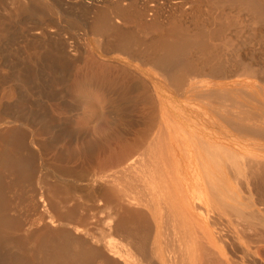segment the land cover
<instances>
[{"label": "bare ground", "instance_id": "6f19581e", "mask_svg": "<svg viewBox=\"0 0 264 264\" xmlns=\"http://www.w3.org/2000/svg\"><path fill=\"white\" fill-rule=\"evenodd\" d=\"M49 1H51V0H49ZM61 1L62 0H52V2H51V3H53L52 6L60 5ZM72 1L76 2L77 0H72ZM80 1L81 0H79L78 3ZM82 1H84V0H82ZM85 1H86V3L87 2L90 3L89 0H85ZM97 1H100L102 6H100L101 8L99 7V9H98V7H96L97 3L95 4V7H96L95 9L96 10L98 9V11L96 12L95 17L92 16L93 19H91L92 21L90 20L91 23H88L89 24L88 25L89 30L92 32L94 37L99 36V38L96 40L97 41V47L100 48V50H102V52H104L105 54L106 53L109 54L110 52H113V51L114 52L118 51L122 54H126V55H129L130 57L135 58L136 60H134V61H137V59H138V61H142V63L144 65L152 66L153 68L158 70V72L162 73L163 76L165 75L164 78H167L169 80L168 82H170L171 85L174 88H176L177 90H183V88L185 86L190 87L192 89L204 87V83H200V84H198V82L191 83L190 82L191 78L190 79L188 78L189 77L188 75H191V74H200V76H201V74H203V76H204V74H208V75L214 74V75H219V76L228 75L227 73H228L229 67L226 65V58L229 56L228 53H230V52L227 53L228 56L224 55L225 54L224 49L226 47L224 45L225 42L223 43V41L227 40V38L225 39V37L227 36V35L225 36V34H227L226 31L229 27L226 28V26H230V25H231L230 27H232V31H233L232 34L234 35L232 38H230V41H231V39L235 40V36L236 37L239 36L241 38V42H240L241 48H239V44H237L238 45L237 48H239V50L242 49V51H243L242 57L239 56L240 54L238 55L236 52V55L241 57V59L238 58V59H240L241 62H239L238 60L234 61L235 49H233L234 51H232V52H234V55H233L234 59L230 56L229 59H231L232 61L230 60L231 61L230 62V61H228L229 59L227 60L230 63V65L232 62L235 63L238 61V63H240L239 68L241 70H239L238 66H236V65H238L237 63H235V64L233 63L235 65V67H233V69L237 67L236 69L238 70V72H235V74H237V75L239 74V76H241L240 73L243 70L242 76H244V75L246 76L247 75L246 73H249L247 76L251 75V77H253L252 74H254L256 72V69L254 66H256V68H257V64H258L257 63L256 65H254L255 59H256V61H257V59L258 60L260 59V62L258 61L260 64V65L258 64V66H260V67H258V68H259L260 73L264 76V0H193V1L191 0L190 2L187 1L190 5V8L192 7L191 10H194V13L196 12L195 14L200 13L199 15H201V11L199 13H198V11L201 10L200 9L201 7H203L202 8L203 9L202 14L205 15V16H203L204 18H202L200 21H197L196 19L193 21L194 26H192V29L191 28L189 29L188 28L189 26L186 25V23H184L182 20L179 19V18H181L178 14L179 12L177 13L178 16H176V17H175V13H174L175 18H171L172 16L170 17V14H169L168 15L169 18L167 16L166 17L163 16L162 19H160L161 18L160 15L162 14V10H167V8L169 9V7L171 6V5H169V3H166V7H167L166 8V7H162L159 5H148V3H146V4H145V2L141 3L138 0H127L125 3L123 2V0H97ZM179 2H182V1L180 0V1H178V3ZM91 3H93V2H91ZM1 4H3V2ZM10 4H12V7H11L12 11L9 13V16H11V17H8V18L10 19L13 17L12 20H14V18L18 19L19 16L20 17L22 16L21 14H23V16L25 14H28L30 17L34 16V18H35V16H38L39 18L40 17L46 18L47 15H50V13L52 11H54V10H51L52 6L47 5L45 3V0H10ZM7 5H9V4H6V6ZM83 5L84 4H82L81 6H83ZM151 6H153L154 8ZM182 6H183V4H182ZM176 7H179V6L177 5ZM11 8L9 6V9H11ZM58 8H59V6H58ZM78 8H79V6H78ZM90 8H92V6H90L88 9L90 10ZM93 9H94V5H93ZM170 9H174V8L170 7ZM228 9L232 10L233 12L232 13H231V11L229 12ZM157 10L158 11L161 10V13H158ZM215 10L217 13H220V14H218V15L216 14V17L214 19L217 22L215 21V24H213L214 21L213 20L211 21V18H210L213 16H211L210 13L212 11L215 12ZM226 10L228 13H230V15H228V13L225 12ZM3 11H1V12H3ZM150 11H152V16L154 14L155 17L154 16L150 17L149 18L150 20H148V18L146 19V17L149 16L151 13L149 15H146V14H147V12H150ZM237 11H239V13L241 14V22H240L241 25L239 23L240 27L237 23V22H239L240 18L237 17V19H239V20L236 19V16L238 15ZM190 12H188V13H190ZM192 12H191V14H192ZM1 14H3V13H1ZM113 14H114V16H113ZM185 14H186V12H185ZM185 14L180 13V15H183V17L187 15V14L186 15ZM191 14H188V15L191 16ZM158 15H159V17H158ZM171 15H173V14H171ZM199 15H195V16L197 17ZM4 16H6V15L4 14ZM23 16H22V18H23ZM25 17L27 18L26 15H25ZM177 17H179V18H177ZM201 17H197V19L198 18L200 19ZM8 18H3V19L4 20L6 19L5 20V22H6ZM26 18H25V20H26ZM184 18H187V17H184ZM191 19H192V17H191ZM4 20H2V22ZM9 21H11V20H9ZM42 21H43V19H42ZM87 21H89V20L87 19ZM187 21H189V20H187ZM195 21H197V22H195ZM35 22H37V21H35ZM128 22L136 23V25H138V27H139V31L142 32V34L147 33L148 37H147V34L145 35V37L140 36V35L139 36L136 35V34H140V33H138L139 31L134 33V31L129 30V28H127L128 30H126V28L124 29V27H122V26H125ZM25 23H24V25H26V24L29 25V23H26V24ZM44 23H46V22L44 21ZM123 23H125V24L123 25ZM0 24L2 25L1 22H0ZM7 24H10V22ZM31 24H33V27ZM31 24H30V26L32 28H30V27L27 28L28 26L22 27V28H24V27L26 28V29L24 28V30H25L24 33L21 32V33H23V41L33 42V44L31 43V45H33V49H34V46H36V45L38 46L40 44L42 45V47L44 49H46L45 51L38 53L40 55H37V52H38L37 51L36 54H34V56H37L36 58H39L38 56L44 55L46 57L41 58V60H44L48 56H49V59L52 58L54 60V57H52V55L53 56L56 55V59H58V62L62 63L65 60V58H64V60L62 58V53H61L62 50L56 51L55 49L57 48L58 45L55 48V46L53 47L51 45L52 43L50 44V42L47 41V39L55 37L58 34L57 33L55 35L49 34L50 29L48 28V26H44L43 24H39V23H38L39 25H37V24L35 25L34 23H31ZM19 25L21 26V24H19ZM75 25H76V23H75ZM134 26H135V24H134ZM236 26L238 28H240V34L241 35L235 34ZM79 27H81V26H79ZM135 27L132 29H135ZM193 27L195 29H193ZM22 28L20 27V29H22ZM230 30H231V28H230ZM5 31H6V27H5ZM19 31L17 33H19ZM150 32H153L154 34L157 33V34L151 35L152 33L150 34ZM149 34H150V36H149ZM6 35H7V33H6ZM142 37L146 38V40L142 39ZM211 38H213L212 40L217 39V42H218V40L219 41L222 39H225V40L221 41L223 43V44L220 43L221 45H219V44L216 45V41L214 40L215 43H214V45H212V44H209L207 42V40H209ZM67 41H65V42L67 43ZM230 41H228V43ZM34 42L37 44L34 45ZM60 42H62V41H60ZM20 44H19V47L21 46ZM62 44H63V42H62ZM31 45H30V47H31ZM60 47L62 49L61 45H60ZM28 48L29 47H27V49L25 48L27 50V52H28V50H30V48L29 49ZM58 48H59V46H58ZM76 48H78V47H76ZM19 49L21 50V47ZM35 49H37V48H35ZM75 49H73V50H75ZM38 50L41 51L40 49H38ZM77 50H79V49H77ZM11 51H13V50H11ZM30 51H32V50H30ZM242 51H240V52H242ZM0 52H1V50H0ZM31 53L32 52H30L29 54L31 56H33V54H31ZM13 54H14V52H13ZM14 55H16V54H14ZM14 55H13V57H14ZM30 55H28L29 56L28 58L31 57ZM0 56H2V55L0 54ZM238 56H236V57H238ZM61 58H62V60H61ZM66 58H67V56H66ZM74 58H75V56H74ZM56 59H55V61H56ZM67 59H69V58H67ZM46 60H48V59H46ZM27 61H29V59ZM50 61L48 60V62H50ZM11 62H12V60H11ZM53 62L54 61L50 62L49 65L52 66L51 63H53ZM65 62H66V60H65ZM5 63H4V65H6ZM26 63H23V64H26ZM142 63H141V65H142ZM0 64H2V63H0ZM59 66H60V64H59ZM61 67H66V66H61ZM13 68L16 69L17 67L13 66ZM15 69H13V70H15ZM230 69H229V71H230ZM234 71H235V69L232 71V73ZM8 72H10V71H8ZM25 72H27V69ZM12 73H13V71H12ZM20 74L21 73H19V75ZM162 74H161V76H162ZM235 74H232V76L233 75L235 76ZM255 74H256V76H255L256 78L260 77L257 75V73H255ZM24 75H25V73H24ZM134 75H135V73H134ZM20 78L25 79V78H23V75ZM22 79H20V80H22ZM247 79L243 80V85L245 87L252 85V87H253V83L251 82L252 80L248 81ZM260 79L261 78H258V80H260ZM27 80L28 79H25L26 82H27ZM5 81H7V80H5ZM17 82H20V81H18V79H17ZM22 82H24V80H22ZM26 82L24 85H26ZM261 82H263V81H261ZM3 83H4V81H3ZM28 84L29 83H27V85ZM256 84H258V83H256ZM263 84H264V82H263ZM134 85H136V84H134ZM139 85H136V86L139 88ZM243 85H242V87H243ZM248 88H250V87H248ZM259 89H260L261 93L264 94V91H263L264 89L262 87H259ZM251 90H249V91H251ZM233 91H235V90H233ZM256 92H258V91H256ZM123 93H124V91H123ZM123 93H122V95L121 94L120 95L123 96ZM142 93H143V91H142ZM144 93H146V92H144ZM238 93L239 92H237V94ZM240 93H243L244 96L246 94L243 91H240ZM57 94L58 93H56V95ZM181 94H182V92H181ZM204 94L205 93H202V95H199V96H202L201 98H203ZM251 94L253 95V98H254L255 95L252 92H251ZM249 96H251V95H249ZM58 97H59V95H58ZM222 97H226V96H222ZM246 97H248L247 94H246ZM258 97H260V96H258ZM263 97H264V95H263ZM5 98H7L9 100V98L6 95L4 96V99ZM60 98H62V97H60ZM250 98H249V101H252L253 99L250 100ZM256 98H257V96H256ZM10 99H11V97H10ZM242 99H244V98H242ZM259 99H262V97ZM8 100H6V101H8ZM116 100L118 101L119 99H116ZM152 100H151V102H152ZM245 100H246V98H245ZM260 101H262V100H260ZM119 102H120V100H119ZM238 102L240 103V101H237V103ZM262 102H264V101H262ZM116 103H118V102H116ZM244 103H246V102H244ZM208 104H210V103H208ZM13 105H15V104H13ZM9 106L10 105H8V102H6L4 104L3 97L0 94V264H96L99 260H101L103 264H180L181 262H183V264H258L259 263L257 256L254 254V252H252V250H250L252 247L249 248L251 245L250 244L251 241H249V243H247L248 241L246 242L244 237H243V233L247 234L246 231H243L245 229L244 228L245 223L247 224V222H244L245 221L244 218H248V217L250 218V216H248V217L244 216L243 217V213L245 211L243 212L240 208H239V210H240L239 211L237 208H238V206L240 207L242 205H244V207L246 206V208L247 207L250 208L252 205L255 206L254 202L256 199L254 201H253V199L256 196L254 198L252 197L253 195L251 196V194L254 193V190H251V191L247 190L249 194H246V195L243 193V184H244L243 179L245 178V182H246L245 184L248 185V184L253 183V185H254L253 189L256 188V190L258 189V191H260L259 188H257V186H259V185H257V183H255V182H258V178L262 174L261 172L264 171V169H263L264 164H262V163L260 164L262 167L256 166L258 168L255 169V165L259 164L258 159L260 157L257 159V157L252 153V156L247 157V159H246L245 157H243V155H240V153H239V155L238 154H235L236 156L234 155L235 159L233 157L232 158L227 157L224 160H221V158H220V160H218V159H213L210 156L207 157V156L202 155L203 158L199 157L198 160H200V161L198 163L200 164L201 168H204V171L200 172V173L195 172L193 176H190L189 175L190 173L185 171L187 168L181 169L183 164L180 162V160H182L183 158H180V157H181V155H186L185 152H187V150H184L181 147V146H184V144H186L185 141H181V140L178 141V146L176 144L174 146L170 145V147L171 146H173V147L177 146L178 149L182 148L184 150V154L178 155L180 157H176L174 154L172 156L169 154L167 155L166 151H164L165 147H163V145H165L164 144L165 141H164V143L162 145V147L164 148L162 150L165 152L164 154L161 155L158 153L156 155V153L154 154V152H153L150 156L147 157L146 152H145L146 158H142L145 156L141 154L142 152L140 149L142 148V151H144V147H142V146H146V148L148 146L140 144V141L138 139L140 137H142V135H141L140 137L137 136L138 137L137 140H138L139 145L141 147L138 152L139 153L141 152L140 154L142 155V157L141 156L140 157L142 158L143 161H140L141 158H139L140 160L138 159L139 161H137V160L134 161L131 159L130 162L128 161L129 163L127 162L126 167H124V168L122 167L124 169V172H126L127 171L126 169H129V168L132 169L134 167V165H136V163H139V172H137V173L140 174V176H138L140 179L135 177L136 179L139 180V182L138 181L135 182L133 179L132 180L135 183H137V182L138 183H140V182L144 183L145 187L142 190H141L140 186L137 187L138 189L140 187L139 193L136 194L137 196H134V192L132 195V193L129 194V191H124L126 189V187L122 188L124 190L121 189V187L123 185L122 184L120 185L119 181H121V177H122L121 175H123V174L120 171H118L119 169L117 171L120 172L121 174L120 173L119 174L116 173V174H117V176H119V175L121 176V177H119L120 180L119 179L117 180V178H115L117 176L113 175V176H115L113 178H115L117 180V181L115 180V182H118V184H116L114 186L112 185L114 183V180L111 179V177L108 175L111 173L110 172L107 174L106 178L110 177L111 183L108 184L107 183L108 179H107V181H105L102 176H100L96 180L90 179L91 178L90 177L89 178L90 180L87 181L88 183L85 184V185L88 184L87 188L82 189V188H80L81 186L77 183V181L79 180V177H77V176H79L80 173H77V176H71V175L66 174L65 173L66 171L63 169L57 170V169L50 168L47 166L45 159L42 157V155L44 153V152L42 153V148H43L42 146H44V145H43V142L41 143L39 140H37L38 138L37 139L35 138V137H37L36 133L31 132L32 135L29 136L30 139L27 140L25 138L26 133H24L19 128L20 126L19 127L11 126L15 123L17 117L15 118L13 115L11 116L8 112L7 113L9 115H6V113L4 111H8ZM231 106H233V105L231 104ZM263 106H262V108H264ZM240 107H242V105ZM155 108L156 107H154V109ZM6 109H8V110H6ZM219 109H220V107H219ZM250 109H251V107H250ZM257 110H260V108ZM206 111L208 112V110H206ZM241 111L239 110V112H241ZM248 111H250V110H248ZM154 113H151V114H154ZM254 113H253V115H255ZM258 113H260V112H258ZM155 114L153 116H155ZM248 114H250V113L248 112ZM115 115L120 116L121 114L120 115L115 114ZM250 115L252 116V114H250ZM153 116L151 115L150 117H153ZM210 116H212V115H210ZM218 116H220V115H218ZM245 116H247V115H245ZM251 116H250V118H252ZM259 116H258V118H259ZM46 117H48V116H46ZM112 117H113V115H112ZM125 117L126 116L124 115V118ZM248 117L249 116H247L246 118L248 119ZM260 117H262V116H260ZM239 118H241V117H239ZM120 119H123V118L120 117ZM216 119H218V117ZM45 120H46V118H45ZM147 120H148V118H147ZM153 120H154V123H156L155 120H157V119H153ZM233 120H234V118H233ZM237 120H235V122ZM140 121H141V119H140ZM149 121H150V119H149ZM214 121H216V120H214ZM214 121H212V122H214ZM253 121H255V120H253ZM43 122H44V120H43ZM122 122H124V121H122ZM224 122H225V120H224ZM19 123H22V122H19ZM24 123H26V122L24 121ZM126 123L128 124V122H126ZM141 123L143 124L142 121H141ZM146 123H148V122H146ZM219 123H220V121H219ZM225 123H227V125H228L229 121H227ZM230 123H231V121H230ZM240 123H242V122H240ZM151 124H153V123H151ZM235 124H239V123H235ZM235 124H233V127L232 126L231 127L232 128L235 127V129L239 128L238 131L236 129L237 132H240L239 135L248 132L251 134H257L256 136L259 135L260 137H262V139L264 138V129H263L264 127L258 128V127H252L250 125L247 127V126H241L242 124L239 126H237V125L234 126ZM43 125H44V123H43ZM146 125H147V129H149V130L155 126V125H152V127L148 128V125L149 126H151V125L149 123ZM172 125H173V127H171L169 125L171 128L169 127L168 129H167V127H165V133L162 134L163 135L162 140L163 139L165 140L167 138V139H172V141H176V140H178V138H180L179 136H188L189 135V134H185L186 132H184L178 124L173 123ZM183 125H184V123H183ZM221 126H223L224 130L228 129V128H225L224 125H221ZM144 127H145V125H144ZM183 127H185V125ZM190 127H192V125ZM139 128H140V126H139ZM139 128H137V130ZM155 128L157 129V127H155ZM143 129L145 130V128H143ZM147 129L145 131H147ZM207 129H208V127H207ZM149 130L147 131L148 134L152 133V132H149ZM208 130H210V129H208ZM220 130H221V127H220ZM151 131H153V130H151ZM162 131H164V129ZM133 132L135 133V131H133ZM147 132H144V133L146 134ZM191 132H193V131H191ZM144 133H142L143 136L147 137L148 134L145 135ZM34 134H36V135H34ZM201 134H203V133H201ZM126 135L128 136V134H126ZM196 135H198V134H196ZM208 135H210V134H208ZM217 136H218V133H217ZM259 136H258V138H259ZM189 137H190V135H189ZM205 137H206V134H205ZM227 137H229V136H227ZM233 137L234 136H232V138ZM240 137L241 136H239V138ZM148 138L144 139V137H143V141L145 140L144 142H146V140ZM183 138L185 140L187 139L186 137H183ZM200 138H203V137H200ZM258 138H256V139H258ZM210 139H212V138H210ZM130 140L133 141L132 139H130ZM134 140L136 141L135 138H134ZM199 140H201V139H199ZM237 140H236V142H237ZM141 141H142V139H141ZM188 141H190V140H188ZM204 141H206V140H204ZM228 141H229V139H228ZM241 141H242V139H241ZM254 141L249 142V143H251V145L257 144ZM153 142H155V139L153 140ZM169 142H168V145H169ZM198 142H200V141H198ZM135 143H137V142H135ZM192 143H196V142L193 141ZM206 143H207V141H206ZM210 143H213V142L211 141ZM234 143H235V141H234ZM239 143H241V142H239ZM244 143H245V141H244ZM153 144L151 142L149 144V146L153 145ZM159 144H162V143H159ZM257 145H255V146H257ZM29 146L31 149L29 148ZM47 146H44V147H46V149H47L48 148ZM255 146H253V147H255ZM153 147H154V145H153ZM194 147L192 149L193 151H195L194 149L197 146L195 148ZM222 148H223V146H222ZM148 149L149 148H147L146 151H149ZM197 149H198V147H197ZM257 149L258 150H264V148L260 149L259 146H257ZM132 150H133V148H132ZM166 150H168V149H166ZM174 150H176V149L174 148ZM174 150H173V153H174ZM251 150L254 151L252 147H251ZM43 151H44V149H43ZM201 151H202V149H201ZM226 152H227V150H226ZM139 153H137L136 155L138 156ZM169 153H171V152H169ZM259 153L261 154L260 151L258 152V154ZM143 154H144V152H143ZM210 154H211V151H210ZM220 155H222V154H220ZM129 158H131V157H128L127 160ZM215 158H217V157H215ZM243 158L245 159V161H247L246 162L247 165H249L248 166V171H249L248 178L249 179L247 178V176H245L244 172L241 170V168L243 166L240 168V165H241V162L243 161L242 160ZM228 161H230L232 164V168L230 170H227V167H226V164L228 163ZM245 161H243V162H245ZM263 161H260V162H263ZM239 163H240V165H239ZM208 164L211 167H208ZM184 165H186V164L184 163ZM136 166H138V165H136ZM187 166H188V164H187ZM120 167H116V168H120ZM244 167H245V165H244ZM3 168L5 169V171L6 170L10 171L8 174L13 175V177H14L13 181L14 182L16 181L15 183H18L17 181L29 180L32 177H34V179H35L34 175L39 172V174H37V177H36V182L40 188L39 203L33 201V198L31 199L30 195H29V197L32 201V204L31 203L30 204L32 205L33 209H37L39 205L42 207V210L40 213V219H41L40 221L44 224L42 225V227L40 226L41 229L37 228L38 229L37 231L36 230H34V231L30 230L29 231L28 230L29 226H28V229H25L26 227L23 228L24 231L25 230L27 231V232L25 231L26 233L23 231L24 232V233H22L23 235H20V234L13 235L12 230L15 229L16 231L17 230L21 231L22 226L20 224L21 222L19 223V220L17 221V219L13 215L12 216L14 218L12 216H9V214H8L9 212H7V208H8L7 202H9V201H7L8 197L7 198L5 197V195L8 193L5 194V190H6L5 182L6 181H4L5 179L3 180V177L1 174L2 173L1 170H3ZM116 168H114V169H116ZM122 168L120 170H122ZM242 169H244V168H242ZM117 171H115V172H117ZM258 171H260V173ZM115 172H113L112 174H114ZM137 173H131V174L137 175ZM75 174L76 173H74L73 175H75ZM125 174L123 175L124 177H128V176H129L128 178L133 177L130 174V170H129L130 175L127 174L128 176L127 175L125 176ZM199 174H201L202 176L206 175L207 179H204V180L201 179ZM246 175H247V173H246ZM262 175H264V173ZM254 176H255L257 181L255 180ZM84 177H85V174H84ZM124 177H123V179H124ZM261 177L264 178L263 176H261ZM96 178H97V176H96ZM6 179H7V177H6ZM251 179H252V181H251ZM112 180H113V182H112ZM261 180L262 179H260V181ZM84 181H86V180L84 179ZM81 182H82V180H81ZM108 182H110V181H108ZM9 183H10V181H9ZM120 183H122V182H120ZM11 184H9V186ZM117 185H118V187L121 186L120 189L117 187ZM253 185L251 184L250 187L252 188ZM11 186H14V185H11ZM16 188H18V187L17 186L14 187V189H16ZM247 188L249 189V186ZM9 189H11V187ZM19 189H21L20 185H19ZM12 191H13V189H12ZM16 191H17V189H16ZM81 192L86 193V196H88V197H92L93 199H96V200H93L92 198H88V201L90 199H92L89 201V203H91L92 201L93 202L98 201V205L95 202V204L97 206L100 205L98 207L99 210L97 209L98 212L99 211L102 212V210H100V209H103V208L110 209V213L112 216L110 218L111 222L108 223V230H109V232H111V231L113 232V233L111 232V234H115L116 236L119 237V239L121 241L119 239H117V240H119L120 243L116 240L119 244L116 243L115 241H113V239H112V240L106 241L104 244V247L101 248V247H98L97 245L94 246L92 244H88L90 242L83 239L82 237H80L77 234V233L80 234L82 232L85 234H89V229L87 228V222H89V220H88L89 217L86 216L89 214L83 213L79 210V208L83 204V202H82V204L79 203L80 204L79 205V204H77L78 202L75 201V199L79 193H80L79 196H81V197L83 196L82 198H86V197H84L85 194L83 195ZM263 192H264V190H263ZM17 193H15L16 196H17ZM135 193H136V191H135ZM260 194L263 195V198H264V194H262L261 191L259 192L258 195H260ZM258 195H257V199H258V197H260ZM21 198H20V201L24 202L21 200ZM261 198H262V196H261ZM18 199H19V196H18ZM83 200H85L86 201L85 203H87L86 199H83ZM244 200L249 201V206L247 203H245ZM259 200H260L261 204H260ZM259 200L256 202H258V204L261 205L260 208H263L262 204L264 202H262V201H264V200H262V199H259ZM67 202H73L74 204L73 205L71 204L72 205L71 208H70V206L67 205L69 207V208H67L65 205ZM62 204L67 208V210L65 209V207H63ZM68 204H70V203H68ZM112 204H114V205H112ZM83 205H85V204H83ZM96 205H94V203H93V205L90 204V206L89 205L88 206L89 207L95 206L97 208ZM260 205H257V206H260ZM24 206H26V205H24ZM56 206H58V208H60V210H57V212L55 211L57 214H54L52 212V210H53V207L55 208ZM114 206L116 208L117 207L118 208L115 209ZM61 209H62V211H61ZM253 209H256V208H253ZM82 210H83V208H82ZM97 210H96V212L95 211L94 212L97 213ZM251 210L249 209V211H251ZM58 211H59V213H58ZM87 211H88V208H87ZM232 211L233 212L237 211L240 213L242 211L243 213L240 214V215H242V220H240L241 218L239 219L240 216L238 217V220H237V218L234 219L233 218L234 213L232 214ZM263 211H264V208H263ZM251 212H250V214H251ZM92 213H93V211H92ZM261 213H262V211H261ZM255 214L257 215L258 213L255 212ZM263 214L262 215L260 214V215L263 216ZM17 215H15V216H17ZM74 215L75 216L77 215L79 217L78 219L83 225L82 227L76 225V226H73L70 228V227H67V224L63 223L64 221L66 222V219L67 220L69 219L67 217L71 218V216H74ZM236 215H239V214H236ZM245 215H248V214H245ZM256 215L254 216L252 214V218L253 217L255 218ZM260 215L257 217H260ZM17 217L19 218V217H21V215L17 216ZM64 218H65V220H64ZM72 218H74V217H72ZM249 218H248V220H249ZM254 218H253V222L251 220L252 224H254V225H251V227L254 226V229H257V228H255V225L257 226L258 224L259 225L264 224V219L259 220L258 218H256V220L258 219L257 220L258 222H256L258 224H256V223H254ZM263 218H264V216H263ZM21 220H23V219H21ZM259 221L260 222L262 221V223H260ZM251 222H249V223L251 224ZM25 224H27V223H25ZM53 225L54 226L55 225H61V226L60 227H58V226L54 227ZM51 226H53L54 228H51ZM246 226L248 227L250 225L248 224ZM162 227L164 228V230H166V232H163L165 234H168L167 233V232H169L168 230L171 231V234H168L167 236L171 235L172 236V237L170 236L171 238H173V239L175 238L173 240L175 242H172L171 238L169 237L170 238L169 239L167 236L166 237L169 239V241L166 238V242H165V240H163L164 239L163 235H162L163 239H161V232L163 230ZM168 227H170V229ZM251 227H248L247 229L250 230V229H252ZM263 227L264 226L262 225V227H259V228L264 229ZM254 229L251 230L252 231L251 233L254 232L253 231ZM258 231H261V230H257V232ZM255 232H256V230H255ZM261 232H258V233L260 234ZM258 233H256V234H258ZM253 234H251V235L254 237V235H256V234H254V235ZM262 234H264V232ZM263 236H261V237H263ZM245 238H249L248 240H250V236L247 237V235H246ZM253 239H251V240H253ZM97 241L98 240H95V242H97ZM161 243H163V245L165 244V246H167L168 249L164 250V251L161 250L160 249ZM166 243H167V245H166ZM248 244H249V246H248ZM163 245H162V248H163ZM228 245L232 249H235L236 252H238V258H239L238 260L239 261L232 260L233 258L231 259L230 256L228 258L226 256V253L221 249V248H223V246L224 247L226 246L225 248H227ZM176 247H177V249L179 248L180 250L177 251ZM229 247H228V249H229ZM227 252H229V250ZM233 253L232 254L228 253V254L234 256ZM101 261H99L98 264H100Z\"/></svg>", "mask_w": 264, "mask_h": 264}, {"label": "rangeland", "instance_id": "374dc122", "mask_svg": "<svg viewBox=\"0 0 264 264\" xmlns=\"http://www.w3.org/2000/svg\"><path fill=\"white\" fill-rule=\"evenodd\" d=\"M78 1L79 0H77L76 2L72 1V0H62L61 1L62 5L59 3L60 5H54L55 6L54 7V6H52L53 3H51L52 0L51 1L45 0V3L47 5L52 6L51 10H54V11H52L50 13V15H47L46 18L45 17L44 18H42V17L39 18L38 16H35V18H34V16H32L33 17L32 18L28 14H25L27 16V18H28L27 19L25 17V15L23 16V14H21L23 16V18H22V16L21 17L19 16L20 18L18 17V19L14 18V20H12L13 17L10 18V19L8 18V17H11V16H9V13L12 11V8H11L12 4H10V0H0V14L3 13V14H1L2 16L0 15V17H1L0 18V22L2 23V25L0 24V32L1 31L3 32V33L1 32L2 34L0 33V50L2 52V53L0 52V54L2 55V56H0L1 57L0 58V63H2V64H0L1 65L0 66V69H1L0 70V82L2 83V84L0 83V87H1L0 88V94L3 97L4 104L6 102H8V105H10L9 108H8L9 110L6 109L8 111H4V112L6 113V115L10 114L11 116L13 115L15 118L17 117L16 121L14 123L15 125L12 123L13 125H11V126H14V127H16V126L19 127L20 126L19 128L24 133H26V135H25L26 137L25 138L27 140L30 139L29 136H31L32 133H36L37 135L34 134V135L37 136L35 138L36 139L38 138L37 140H39L41 143L43 142L44 146L48 145L47 149H46V147L42 146L43 147L42 148V153L44 152L42 157L45 159V162H46L48 167L54 168V169H57V170L63 169V170L66 171L65 172L66 174L71 175V176H77V173H80L79 176H77V177H79V180L77 181V183L81 187L79 185L78 186L80 188H82V189H86L87 188L88 184L87 185H85V184L88 183L87 181H89L90 179H95L96 180L100 176H102L105 181H107V179H108V181H110V182L107 181L108 184L111 183V179H113L114 183L112 185L114 186V185L118 184V182H115V180H116L115 178H117V180H118L119 177L122 176L121 177V181H119V184L120 185L122 184L123 186L122 187L121 186L118 187V185H117V187L119 189H120V187H121V189L123 187L124 188L126 187L127 190L126 189L125 190L122 189V190L129 191V194L132 193V195H133V192H134V196H137L136 194L139 193L140 187H141V190L145 187L144 183H141V182L138 183L139 182L138 179H140L138 177V176H140V174L137 173V172H139V163H136V165H138V166L134 165V167L132 169H130V168L126 169L128 172L127 171L124 172L123 168L127 166V162L128 161L130 162L131 159L134 160V161H136V160L139 161L140 160L139 158H141L142 155L145 156V152H146L147 157L150 156L153 152H154V154L156 153V155L158 153L162 155V154L165 153L164 151H166L167 155L169 154V155L172 156L174 154L176 157H180L178 155L184 154V150H187V152H185V154L187 156L186 155H181L180 158H183L184 160L182 159V160H180V162L183 164L181 169H184V168L186 169L187 168L185 171L190 173L189 174L190 176H193L195 172H199L200 173V172L204 171V168H201L200 164L198 163L200 161V160H198L199 157L203 158L202 155L207 156V157L210 156L213 159L220 160V158H221V160H224L227 157H229V158L233 157L234 158V155L235 154L239 155V153H240V155H243V157H245L247 159V157H251L252 153H253L257 157V159L260 157L258 159L259 160V164L255 165V169L260 167L261 163L264 164L263 163L264 162L263 161L264 160V154H263L264 150H258L257 149V146H259L260 149L264 148V138L262 139V137H260L259 135H258L259 136V138H258V136H256L257 134H251V133H248V132H246L247 134L243 133V134L239 135L240 132H237L239 130V128H236L237 131H236L235 127L232 128L233 124H235V123H239V124H235L234 126H236V125L239 126V125L242 124L241 126H247V127L249 125L252 126V127H258V128H261V127L263 128L264 127V108H262V106L264 105V102H262V101H264V97H263L264 94H262L260 89H259V87H262L264 89V84H263L264 76L260 73L259 68H258V67H260V66H258V64L260 62V59L259 60L257 59V61L255 59V63H254V65H256L258 63L257 64V68H256V66H254V67L256 69L255 73H257V75L260 76V77H258V76L257 77L261 78L260 80H258V78L255 77L256 76L255 73L252 74L253 77H251V75L247 76L249 73H246L247 74L246 76L245 75L242 76L243 75L242 74L243 70L241 71V73L239 72L241 76H239V74L238 75L235 74V72H238V70L236 69L237 67L234 68L235 71L232 73V71L234 70L233 67H235V65H234L235 63L238 64L236 66H238V69L241 70L239 68V64L240 63H238V61L241 62L240 59L242 57L243 51H242V49L239 50V48H241V46H240L241 38L239 36H237L239 39L235 36V40L231 39V41H230V38H232L234 36L232 34L233 33L232 27H230L231 25L230 26H226V28L229 27L227 29V31H226L227 34H225V36L227 35L225 37V39L227 38V40L222 39V40H225V41H223V43L225 42L224 45L226 47L224 49V53H225L224 55L228 56L227 53L228 52L231 53V54L228 53L229 56L227 58L225 57L226 58V65L229 67V69L231 68L230 71L228 69V73H227L228 75L219 76V75H214V74H212V75L211 74L210 75L204 74V76H203V74H201V76H200V74H191V75H188L189 76L188 78L189 79L191 78L190 82L191 83L198 82V84L204 83V87L192 89L190 87L185 86L183 88V90H177L176 88H174L171 85L170 82H168L169 80L167 78H164L165 75L163 76L162 73L158 72V70H156L152 66L144 65L142 63V61H138V59H137V61H134V60H136L135 58L130 57L129 55H126V54H122V53H120L118 51L117 52L113 51V52H110L109 54H107V53L105 54L104 52H102V50H100V48L97 47V41L96 40L99 38V36H95L94 37L92 32L89 30V26H88L89 25L88 23H91L90 20L93 19V17L96 16V12L98 11L99 7L102 6V5H101L100 1H97V0H92V1L89 0L90 3L89 2L86 3L85 0L84 1L81 0L79 3H78ZM126 1L127 0H125V1L123 0L124 3ZM138 1L141 2V3L145 2V4L148 3V5H159V6H162V7H166V3H169V5H171L170 7L174 8V9H170V7H169V9H170L169 10L166 7L167 10H162V14L161 15L159 14L160 17H161L160 19H162L163 16H165V17L167 16L169 18V16H168L169 14H170V17L172 16L171 18H175L179 14V16L181 18H179V17H177V18H179L184 23H186V25L189 26L188 27L189 29L190 28L192 29V26H194V24H193L194 22L193 21L195 19L197 21H200L202 18H204L203 16H205V15L202 14L203 13L202 12L203 11V9H202L203 7H201L200 8L201 10L198 11V13L201 11V15H199L200 13L199 14H195L196 12L194 13V10H191L192 7L190 8V5L188 3L191 0H184V1L181 0L182 2H179V3H178V1H180V0H178V1L177 0H138ZM2 2H3V4H1ZM91 2H93V3H91ZM6 4H9V5H7L8 7L6 6ZM82 4H84V5L81 6ZM95 4H96V7H98L97 10L95 9L96 8ZM182 4H183V6H182ZM93 5H94V9H93ZM177 5L179 7H176ZM9 6H10L11 9H9ZM58 6H59V8H58ZM78 6H79V8H78ZM90 6H92V8H90V10H89L88 8ZM151 7H153V6H151ZM1 11H3V12H1ZM190 11L191 12L193 11L192 12L193 15L191 14ZM230 11H231V13L233 12L232 10H229V12ZM157 12L161 13V10H159V11L157 10ZM185 12H186V14L188 12H190L188 14H191V16L188 15V14L186 15ZM212 12L210 14L213 17H210V18H211V21L212 20L214 21L213 24H215L216 20L214 18L216 17V14L218 15L220 13H217L216 10H215V12L214 11H212ZM225 12L228 13L227 10ZM237 12L236 13L238 15L236 14L237 15L236 19H237V17L240 18V20L237 19V20H239V22H237L238 25H239V23L241 22V14L239 13V11H237ZM174 13H175V17H174ZM180 13L185 14L186 16H184V17H187V18H184L183 15H180ZM4 14L6 16H4ZM171 14H173V15H171ZM194 14L195 15H199L197 17H201V16L202 17L200 19L198 18L199 19L198 20L197 17ZM146 15H149L147 17L145 16L146 19L148 18V20H150L149 19L150 17L154 16V14L152 16V11L147 12ZM159 15H158V17H159ZM228 15H230V13H228ZM113 16H114V14H113ZM24 17L26 18V20H25ZM191 17H192L193 20L191 19ZM3 18H8L7 19L8 22L7 21L5 22L6 19L4 20ZM41 18L43 19V21H42ZM1 19L4 20V21L2 22ZM87 19L89 21H87ZM9 20H11V21H9ZM34 20L37 21V22H35ZM187 20H189V21H187ZM44 21L46 23H44ZM197 21H195V22H197ZM9 22H10L11 25L7 24ZM25 22L29 23V25H27ZM24 23L26 25H24ZM31 23H34L35 25L36 24L37 25L43 24L44 26H48V28L50 29L49 34H51V35H55L56 33L58 34L55 37L47 39V41H49L50 44L52 43L51 45L53 47L55 46V48H56L57 45L59 46V48L57 46L58 49L57 48L56 49L54 48V49L56 51H61L62 50V52H61L62 53V58H63V60L65 58L66 62L64 60L63 62L61 61L62 63H59L58 59H56V55L55 56L52 55V57H54V60L51 57H50L51 59H49V56H48L47 58L44 59L45 61L41 60V58L46 57L44 55L43 56H38L39 58H36L37 56H34V54H36L37 51H38L37 55H40L38 53H41L42 51H45L46 49H44L42 47V45L39 43L40 44V45H38L39 47L37 45L34 46V49L37 48V49L34 50L33 49V45H31V43L33 44V42H31V41L30 42L23 41V33L25 31L24 28L27 27V26H28L27 28H29V27L32 28L33 24H31ZM75 23H76V25H75ZM125 23H123V25ZM19 24H21V26ZM30 24L32 25V27L30 26ZM134 24H135L136 27L134 26ZM78 25L81 26V27H79ZM126 25L125 26L121 25V26L124 27V29L126 28V30H128L127 28H129V30L134 31V33L139 31L138 25H136V23H134V22L133 23L132 22H128ZM240 25H241V23H240ZM240 25H239V27H240ZM23 26H25V27L22 28ZM237 26H236V30H235V34L236 35L240 34V28H238ZM5 27H6V31H5ZM20 27L22 29H20ZM134 27H135V29H132ZM230 28H231V30H230ZM193 29H195V28L193 27ZM17 30L18 31L20 30L19 33H17L18 32ZM21 32H23V33H21ZM6 33H7V35H6ZM138 33H140V34H136V35H138V36L140 35V36H144V37L147 34V33L146 34H142V32H140V31ZM150 34L151 35H156L157 33L154 34L153 32H150ZM150 34H149V36H150ZM144 37H142V39L146 40V38H144ZM147 37H148V34H147ZM212 39L213 38L207 40V42L209 44L214 45V43L216 41V45L217 44L221 45L220 43H222L221 42L222 40H220V41L218 40V42H217V39H214L215 41L212 40ZM60 41H62L64 45ZM65 41H67V43ZM228 41H230V42L228 43ZM19 44L21 45L20 46L21 50L19 49L20 48ZM29 44L31 45L32 48L30 47ZM35 44H37V43L34 42V45ZM237 44H239V48H237L238 47ZM60 45L62 46V49H61ZM75 46L78 47V48H76ZM27 47H29L30 50H32V51L28 50V52L29 53L32 52L31 54H33V56H31L27 52V50H26ZM38 49H40L41 51H39ZM73 49H75V50H73ZM77 49H79V50H77ZM233 49H235V59L233 58V55H234V52H232V51H234ZM11 50H13V51H11ZM240 51H242V52H240ZM13 52L16 55H14ZM236 52H237L238 55L240 54L239 56H241V57L236 55ZM13 55H14V57H13ZM28 55H30L31 57L28 58L29 57ZM66 56L69 59H67ZM74 56H75V58H74ZM230 56L234 59V61L238 60L235 63L232 62L231 63L232 66L228 62V61L231 60V59H229ZM236 56H238V57H236ZM62 58H61V60H62ZM238 58H240V59H238ZM28 59H29V61H27ZM46 59H48L49 61L51 60L50 62L54 61L53 63H51L52 66L49 65L50 62H48V60H46ZM55 59H56V61H55ZM11 60H12V62H11ZM4 63L6 65H4ZM23 63H26V64H23ZM141 63H142V65H141ZM59 64H60V66H59ZM13 66L17 67V68L15 69V68H13ZM61 66H66V67H61ZM13 69H15V70H13ZM26 69H27V72H25ZM7 70L10 71V72H8ZM12 71H13V73H12ZM23 72L25 73V75H24ZM19 73H21L20 74L21 76L19 75ZM134 73H135V75H134ZM161 74H162V76H161ZM232 74H235V76L234 75L232 76ZM12 75L13 76L15 75L14 76L15 78ZM22 75H23V78L28 79L27 82L25 81V79L20 78V77H22ZM18 77L20 79L24 80V82H22V80H20ZM17 79L20 82H17ZM246 79L248 81L252 80L251 82L253 83V87H252V85L251 86H247V87H245L243 85V80H246ZM2 80L4 81V83L5 82L6 83L4 84ZM5 80H7V81H5ZM261 81H263V82H261ZM25 82H26V85H24ZM27 83H29L28 84L29 86L27 85ZM256 83H258L259 85L256 84ZM134 84L139 85V88L136 85H134ZM242 85H243V87H242ZM248 87H250V88H248ZM233 90H235V91H233ZM249 90H251V91H249ZM255 90L258 91V92H256ZM123 91H124V93H123ZM142 91H143V93H142ZM240 91H243L244 93H246L249 98L251 97L250 100L251 99H253V100L249 101V98L246 97V94L244 96L243 93H240ZM144 92H146V93H144ZM181 92H182V94H181ZM201 92L205 93L203 95V98H201L202 96H199V95H202ZM237 92H239V93L237 94ZM251 92L255 95L254 98H253V95L251 94ZM56 93H58V94L56 95ZM122 93H123V96H121ZM3 95L4 96L6 95L9 98L10 101L7 98L4 99ZM58 95H59V97H58ZM249 95H251V96H249ZM222 96H226V97H222ZM256 96H257L258 99L256 98ZM258 96H260V97H258ZM10 97H11V99H10ZM60 97H62L63 99L60 98ZM261 97H262V99H259ZM214 98L215 99L217 98V99L215 100ZM242 98H244V99H242ZM245 98H246V100H245ZM116 99H119L120 102H119V100L117 101ZM6 100H8V101H6ZM151 100H152V102H151ZM260 100H262V101H260ZM237 101H240V103L239 102L237 103ZM116 102H118V103H116ZM244 102H246V103H244ZM208 103H210V104H208ZM13 104H15V105H13ZM231 104L233 106H231ZM240 104L242 105V107H240L241 106ZM154 107H156L155 108L156 110L154 109ZM219 107H220V109H219ZM250 107H251V109H250ZM259 108H260V110H257ZM206 110H208V112ZM239 110L240 111L242 110V111L239 112ZM248 110H250V111H248ZM257 111L260 112V113H258ZM248 112L250 114H252V116L250 114H248ZM252 112L253 113L255 112L254 113L255 115H253ZM151 113H154L155 116H153L154 114H151ZM115 114H117V115L121 114L122 116L121 115L120 116H116ZM112 115H113V117H112ZM124 115L128 119L126 117H125L126 118L125 119ZM151 115L153 117H150ZM210 115H212V116L214 115V116L212 117ZM218 115H220V116H218ZM245 115L249 116L248 119L246 118L247 116H245ZM257 115L258 116L260 115L262 117L259 116V118H258ZM46 116H48V117H46ZM250 116L252 118H250ZM120 117L123 118L124 120L120 119ZM217 117H218V119H216ZM232 117L234 118V120H233ZM239 117H241V118H239ZM45 118H46V120H45ZM147 118H148V120H147ZM140 119L143 122V124L141 123ZM149 119H150V121H149ZM153 119H157V120H155L156 123H154ZM252 119L255 120L256 122L253 121ZM43 120H44V122H43ZM214 120H216V121H214ZM224 120H225V122L229 121V123H228L229 126L227 125V123L224 122ZM235 120H237V121L235 122ZM24 121L26 123H24ZM122 121H124V122H122ZM212 121H214V122H212ZM219 121H220V123H219ZM230 121H231V123H230ZM19 122H22V123H19ZM42 122L44 123V125H43ZM126 122H128V124ZM146 122H148L151 125V126L148 125V128L152 127V125H155V126L152 127V129L149 130V129H147V125L146 124H148V123H146ZM150 122L153 123V124H151ZM240 122H242V123H240ZM173 123L174 124L175 123L178 124L181 127V129L184 132H186L185 134H189L190 135V137H189V135L188 136H179L180 138H178L177 141H180V140L181 141H185L186 144H184V146H181L184 150L182 148L181 149L180 148L179 149L176 148V150H174V153H173V149H170L171 147L169 148V146L166 147V145L159 144V143H161L164 140V139L162 140V138H163L162 134L165 133V127H167V129L170 126L173 127V125H172ZM183 123H184L185 127H183L184 126ZM144 125H145V127H144ZM191 125H192L193 128L190 127ZM221 125H224V127L228 128V129L224 130L223 126H221ZM139 126H140V128L142 126L143 127L140 129ZM219 126L221 127V130L223 129L224 131L223 130L221 131ZM155 127H157V129ZM207 127L211 131L208 130ZM137 128H139V129L137 130ZM143 128H145V130L147 129V131L149 130V132H152V133L148 134V132L145 131ZM161 129L162 130L164 129V131H162ZM151 130H153V131H151ZM133 131H135V133ZM191 131H193V132H191ZM144 132H147V133L145 134ZM142 133H144L145 135L148 134V136L145 137V136H143ZM201 133H203V134H201ZM217 133H218V136H217ZM126 134H128V136ZM196 134H198V135H196ZM205 134H206V137H205ZM208 134H210V135H208ZM141 135H142V137H140ZM137 136L140 137V138L138 139ZM199 136L203 137V138H200ZM225 136L226 137L229 136V137H227L229 139V141H228V139ZM232 136H234L233 137L234 139L232 138ZM239 136H241L240 138L242 139L243 142L241 141ZM143 137H144V139L149 137L146 140V142L148 141L147 143L144 142L145 140L143 141ZM183 137H186L187 139L189 138L188 140H190L191 142L188 141L187 139H186L187 140L186 141ZM134 138L136 139V141L134 140ZM210 138H212V139H210ZM256 138H258L259 140L256 139ZM130 139H132L133 141H131ZM137 139L140 141V144L147 145L148 146L147 148H149L148 149L149 151H146L147 150L146 146H142L141 145L142 147H144V151H142V148L140 147L139 142H138ZM141 139H142V141H141ZM152 139L153 140L155 139V142H153ZM199 139H201L202 141L199 140ZM204 140H206L207 143ZM236 140H237V142H236ZM150 141L152 142V144L154 143L153 144L154 147H153V145L149 146V144L151 143ZM193 141L196 142V143H192ZM198 141H200L201 143L198 142ZM211 141L213 143H210ZM234 141H235V143H234ZM244 141H245V143H244ZM252 141L257 143L258 145L257 144H255L257 146L251 145V143H249V142H252ZM135 142H137V143H135ZM239 142H241V143H239ZM260 143L261 144L263 143V144L261 145ZM162 145H163V147H165V149L162 147ZM193 145L195 147L197 146L198 149H197V147L195 148ZM221 145L223 146V148H222ZM250 146L253 148L254 151L251 150ZM253 146H255V147H253ZM193 147L195 148L194 149L195 151L192 150ZM29 148H30V146H29ZM132 148H133V150H132ZM43 149H44V151H43ZM138 149L141 150L142 153L141 152L140 153L142 155L138 152ZM162 149H164V151ZM166 149H168V150H166ZM201 149H202V151H201ZM226 150H227L228 153L226 152ZM210 151H211V154H210ZM259 151L261 152V154L260 153L258 154ZM143 152H144V154H143ZM169 152H171V153H169ZM137 153H139L138 156L136 155ZM220 154H222V155H220ZM128 157H131V158H129L127 160ZM215 157H217V158H215ZM142 158H146V156L142 157ZM142 158H141L140 161H143ZM242 160L245 161L244 158ZM243 161L241 162V165H240V163H239V165H240V168L243 166L242 168H244V169L241 168V170L244 172L245 176H247V178H248V174H249L248 166L249 165H247V163H246L247 161H245V162H243ZM260 161H263V162H260ZM184 163L186 165H184ZM187 164H188L189 167L187 166ZM244 165H245V167H244ZM256 166H258V167H256ZM116 167H120V168H116ZM208 167H211V166H209V164H208ZM226 167H227V170H230L232 168V164H231L230 161H228V163L226 164ZM114 168H116V169H114ZM121 168H122V170H120ZM263 169H264V167H263ZM114 170L115 171H117V170L120 171L123 175L126 173L125 176L127 174H129V170H130V174L131 173H137V175L136 174H131V176H133V177L130 176L131 178H128L129 177L128 175H127L128 177H124L123 175L117 176V174H119L120 172H118V171L115 172ZM1 171H2L1 174H2L3 180L5 179L4 181H6L5 182V186H6L5 187L6 188L5 194L8 193V194L5 195L6 198L8 197L7 201H9V202H7L8 203L7 212H9L8 213L9 216L13 215L17 219V221L19 220V223L21 222L20 224L22 226L21 231L19 230L20 232L18 230L16 231L15 229H13L12 230L13 235H15V234L23 235L22 233H24L26 231V230L24 231L23 228L26 227L25 229H28V226H29V229H28L29 231L30 230H32V231L36 230L37 231L38 229H41L42 225L44 224V223H42L40 221L41 220L40 219V213H41L42 207L39 205L37 209H33L32 205H31L32 204V201H31L32 198H33V201L39 203V191H40V188H39V185L36 182V177H37V174H39V172L34 175L35 179H34V177H32L29 180L17 181L18 183H15L16 181L15 182L13 181L14 180L13 179L14 178L13 175L8 174L10 171H8V170L5 171L4 168ZM112 171L115 172V173L112 174L113 173ZM258 172L260 173V171H258ZM74 173H76V174L73 175ZM108 173H110V174H108ZM246 173H247V175H246ZM261 173L263 174L264 171L261 172ZM84 174H85L86 178L84 177ZM107 174L111 177V179H110L109 176H108L109 178H106ZM262 174H261V176L264 177V175H262ZM113 175H115L117 177H115ZM199 175H200L201 179H203V180L207 179L206 175H204V174H203L204 176H202L201 174H199ZM96 176H97V178H96ZM261 176L259 178L262 179L261 180L262 182L258 178V182H255V183H257V185H259V186H257V188H259L261 193L264 194V192H263V190H264L263 189L264 188V184H263L264 183V178H262ZM6 177H7V179H6ZM82 177L86 181H84V179ZM113 177H115V178H113ZM123 177H124V179H123ZM135 177L138 178V179H136ZM254 178H255V176H254ZM132 179L135 182L136 181H138V182L135 183ZM8 180L10 181V183H9ZM81 180H82V182H81ZM113 180H112V182H113ZM255 180H256V178H255ZM251 181H252V179H251ZM120 182H122V183H120ZM243 183H244L243 184V193L246 195V194H249L248 193L249 190L250 191L254 190V193H252L251 196L253 195L252 196L253 198L256 196L253 199V201L256 199L255 202H254L255 206L252 205L250 208H248V207L246 208V206L244 207V205H242L240 207L238 206V208H237L238 210L240 208L243 212L245 211L244 213L241 211V213H243V217L244 216H247V217L250 216V218L248 217L250 221L248 220V218H244L245 219L244 222H247V224L245 223V225H244L245 229L243 231H246L247 234L243 233V237H244L246 242L248 241L247 243H249V241H251L250 242L251 245H250L249 248L252 247L250 250H252V252H254V254L257 256V259L259 261L258 264H264V242H263L264 241V236H263L264 234H262L264 232V229L259 228V227H262V225L264 226V224L259 225L258 223H256V222H258L257 221L258 219L259 220H261V219L263 220L264 219L263 218V216H264V214H263L264 213V211H263L264 203L262 204L263 208H260L261 207V205H260L261 202L259 200V199L264 200V198H263V195H261V194L258 195L259 192H260V191H258V189L257 190H256V188L253 189V187H254L253 183H251L253 185L252 188L250 187L251 184H248V185L245 184L246 183L245 182V178L243 179ZM9 184L14 185V186H11V185L9 186ZM19 185H20L21 189H19ZM7 186L9 188L11 187V189H9ZM16 186L18 187V188H16L17 191H16V189H14V187H16ZM138 186H140L139 189L137 188ZM248 186H249V189L247 188ZM12 189H13V191H12ZM134 190L136 191V193H135ZM14 192L15 193L18 192L17 196H16V194ZM82 194L83 195L85 194L84 197H86V198H82L83 196L82 197L79 196L80 195V193H79L78 196L76 197L75 201L78 202L77 204H79V203L82 204V202H83V204L86 205L85 206V205L82 204L83 206L81 205L79 210L81 212H83V213L89 214V215H86V216L89 217V219H88L89 222H87V228L89 229V234H85L83 232L80 233V234L79 233H77V234L80 237H82L83 239H85L88 242H90L88 244H92L94 246L97 245L98 247H101V248L104 247L105 242L108 241V240H112L113 239V241H115L116 243H118V242L120 243L121 240L119 239V237L116 236L115 234H111L112 231L109 232V230H108V223L111 222L110 218L112 216L111 213H110V209L103 208V209H100V210H102V212H100V211L98 212V210H99L98 207L100 206V205L97 206L98 205V201H94V202L92 201L94 203V205L97 204L96 205L97 208L95 206H91L92 207L91 208L89 206H90V204L93 205V203L92 202L89 203V201L92 200L93 198L86 196V193H82ZM29 195H30L31 199H30ZM257 195L260 196V197H258V199H257ZM18 196H19V199H18ZM261 196H262V198H261ZM20 198L24 202H21ZM88 198H92V199H90L88 201ZM83 199H86L87 203H85L86 201L83 200ZM93 200H96V199H93ZM258 200H259L260 204H258V202H256ZM244 201L249 206V201H246V200H244ZM95 202H96V204H95ZM262 202H264V201H262ZM68 203H70V204H68ZM71 204L73 205L74 203L73 202H67L65 205H66L67 208H69L68 206H70V208H71L72 207ZM24 205H26V206H24ZM112 205H114V204H112ZM257 205H260V206H257ZM63 207H65V206L63 205ZM66 207H65V209L67 210ZM82 208H83L84 211L82 210ZM87 208H88V211H87ZM114 208L117 209L118 207L116 208L114 206ZM253 208H256V209H253ZM249 209L250 210L252 209L251 210L252 212L249 211ZM57 210H60V208H58V206H56L55 208L53 207L52 212L54 214H57L56 213ZM96 210H97V213H95ZM61 211H62V209H61ZM92 211H93V213H92ZM261 211H262V213H261ZM250 212H251V214H250ZM255 212H257L258 214L256 215ZM58 213H59V211H58ZM235 213L239 214V215H236ZM241 213L237 212V211H235V212L232 211V214L234 215L233 218L234 219L237 218V220H238V217L240 216L239 219L241 218L240 220H242V215H240ZM14 214L15 215L18 214L17 216L21 215V217H19L20 219L17 216H15ZM245 214H248V215H245ZM252 214L254 216L256 215V217L255 218L253 217V218H254V223L258 224L257 225L258 227L255 225V228H257V229H254V226L251 227V225H254V224H252V222H253ZM260 214L261 215L263 214V216H261ZM259 215H260L261 218L257 217ZM76 216L75 215L71 216V218L74 217L72 219L70 217H67L70 220L66 219V222L64 221L63 223L67 224V227H70V228L73 227V226H76V225L82 227L83 225L78 219L79 217L78 216L76 217ZM256 218H258V219L256 220ZM21 219H23L24 221L21 220ZM64 220H65V218H64ZM251 220H252V222H251ZM249 222H251V224ZM25 223H27L28 225L25 224ZM260 223H262V221ZM248 224L250 225L248 227H251L252 229H254L253 230L254 232L256 230L255 233L253 232L254 234H256L258 232H261L262 230L263 231L260 234L258 233L256 235H254L253 233H251L252 229H250V228H249L250 230L247 229L248 227L246 225H248ZM53 226H51V228H54L56 226L60 227L61 225H55L54 227ZM168 228L170 229V227H168ZM162 229L163 230L161 232V239H163V237H164L163 240H165V242H166V238L167 237L169 238L171 236V235L167 236L168 234H171V231L168 230L170 233L167 232L168 234H165L163 232H166V230H164L163 227H162ZM257 230H261V231L257 232ZM250 233L253 234L255 238ZM162 235H163V237H162ZM246 235H247V237L250 236V240H248L249 238H245ZM261 236H263V237H261ZM168 238H167V240L169 241L170 238L169 239ZM117 239H119L120 241L117 240ZM174 239L171 238L172 242H175V241H173ZM251 239H253V240H251ZM95 240H98V241L95 242ZM162 245H163V243H161V247H160L161 250L164 251V250L168 249V247L165 246V244L163 245V248L165 247L163 249ZM166 245H167V243H166ZM248 246H249V244H248ZM225 247L223 246V248H221V249L226 253V256L228 258L230 256V258L231 259L233 258L232 260H234V261L235 260L239 261L238 260L239 259L238 258V252H236L235 249H232L231 247H229V245H228L229 249H228V247L227 248H225ZM227 249L229 250V252H227L228 251ZM176 250L179 251L180 249L179 248L177 249V247H176ZM228 253L229 254L233 253L234 256L229 255ZM99 261H101V260H99ZM99 261L96 264H98ZM100 264H103L102 261L100 262ZM180 264H183V262H181Z\"/></svg>", "mask_w": 264, "mask_h": 264}, {"label": "crops", "instance_id": "0c3cea01", "mask_svg": "<svg viewBox=\"0 0 264 264\" xmlns=\"http://www.w3.org/2000/svg\"><path fill=\"white\" fill-rule=\"evenodd\" d=\"M170 140L172 141V139H167V138H166V139L163 140L161 143L163 144L164 141H165L164 144L166 145V147H168V146L170 147V145H173V146H174L175 144L178 146V141H177V140H176V141H172V142H171ZM167 141H168V142L170 141V142H169V145H168V142H167ZM166 143H167V144H166ZM172 143H173V144H172ZM173 146H171V149H173V150H174V148L176 149L177 146H175V147H173ZM177 149H178V147H177ZM138 151H139V149H138Z\"/></svg>", "mask_w": 264, "mask_h": 264}]
</instances>
